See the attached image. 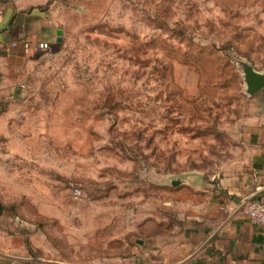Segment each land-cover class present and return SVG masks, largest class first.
I'll return each mask as SVG.
<instances>
[{
    "label": "rangeland",
    "instance_id": "rangeland-1",
    "mask_svg": "<svg viewBox=\"0 0 264 264\" xmlns=\"http://www.w3.org/2000/svg\"><path fill=\"white\" fill-rule=\"evenodd\" d=\"M6 9L52 12L62 31L25 66L0 127V200L48 239L34 236L30 264H165L138 243L180 223L183 184L170 181L246 166L264 90L247 95L242 63L264 72V0H0Z\"/></svg>",
    "mask_w": 264,
    "mask_h": 264
},
{
    "label": "crops",
    "instance_id": "crops-1",
    "mask_svg": "<svg viewBox=\"0 0 264 264\" xmlns=\"http://www.w3.org/2000/svg\"><path fill=\"white\" fill-rule=\"evenodd\" d=\"M51 13L0 12L1 128L8 127L7 103L22 94L25 66L43 51L41 44L50 47L56 40L58 28L47 19ZM256 121L246 129L245 168L220 176L195 173L185 177L180 191L183 199L177 207L180 223L167 222L166 239L156 233L150 241L139 242L143 252L148 244L151 256L165 264H264V227L251 223L243 208L248 199L264 202V112ZM173 187L169 191L180 190ZM0 204V264H30V256H36L32 251H40L34 236L44 233L17 216L19 205L2 200ZM167 209H172L175 218L176 205L168 203Z\"/></svg>",
    "mask_w": 264,
    "mask_h": 264
},
{
    "label": "water",
    "instance_id": "water-1",
    "mask_svg": "<svg viewBox=\"0 0 264 264\" xmlns=\"http://www.w3.org/2000/svg\"><path fill=\"white\" fill-rule=\"evenodd\" d=\"M62 31L57 30V42H62ZM244 80L246 84V93L248 96H255L264 90V72L256 71L253 66L248 63H242ZM174 186H179L182 184L181 180H174L172 183Z\"/></svg>",
    "mask_w": 264,
    "mask_h": 264
},
{
    "label": "built area",
    "instance_id": "built-area-1",
    "mask_svg": "<svg viewBox=\"0 0 264 264\" xmlns=\"http://www.w3.org/2000/svg\"><path fill=\"white\" fill-rule=\"evenodd\" d=\"M43 50L49 49L48 44H41ZM244 213L254 225L264 227V202L254 199H248L243 204Z\"/></svg>",
    "mask_w": 264,
    "mask_h": 264
},
{
    "label": "trees",
    "instance_id": "trees-1",
    "mask_svg": "<svg viewBox=\"0 0 264 264\" xmlns=\"http://www.w3.org/2000/svg\"><path fill=\"white\" fill-rule=\"evenodd\" d=\"M0 208L3 209L2 205L0 204Z\"/></svg>",
    "mask_w": 264,
    "mask_h": 264
}]
</instances>
